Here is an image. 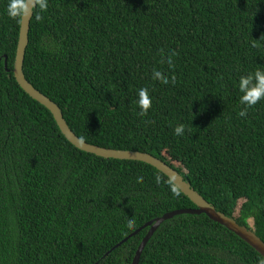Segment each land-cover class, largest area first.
<instances>
[{
    "label": "trees",
    "instance_id": "trees-1",
    "mask_svg": "<svg viewBox=\"0 0 264 264\" xmlns=\"http://www.w3.org/2000/svg\"><path fill=\"white\" fill-rule=\"evenodd\" d=\"M7 3L0 0V264H132L146 223L195 205L152 166L96 157L64 138L14 79L20 21L7 16ZM40 15L30 21L23 74L70 130L91 145L160 159L264 242V101L241 117L237 87L264 68V0H48ZM141 88L152 100L145 115ZM139 264L264 259L205 215L184 214L159 226Z\"/></svg>",
    "mask_w": 264,
    "mask_h": 264
},
{
    "label": "water",
    "instance_id": "water-1",
    "mask_svg": "<svg viewBox=\"0 0 264 264\" xmlns=\"http://www.w3.org/2000/svg\"><path fill=\"white\" fill-rule=\"evenodd\" d=\"M31 19L20 21L18 40L16 44L14 62L12 67V74L14 76V79L18 84V86L23 90V92L50 112L60 133L76 149L104 159L135 161L150 165L153 168H155L157 171L162 173L164 176H166L169 179V181L184 196H186L191 201V203L195 205L194 209L176 210L164 214L163 216L146 223L143 226V228L148 227L149 229L135 252V255L132 260V264H139L140 256L143 252L144 247L146 246L147 242L150 240V238L153 236V234L156 232V230L163 222L172 219L177 215H184V214L205 215L212 222L219 224L229 232L233 233L236 237H238L240 240L245 242L248 246H250L264 259V242L258 236H256V234L252 230H249L245 226L239 225L234 219L217 211L213 205L207 202L199 193H197L190 186L188 182L184 181L183 178L174 169L168 166L165 162L144 152L114 150V149H107V148H102L88 144L83 140L79 139L70 130L57 104L52 102L47 96H45L39 90L34 88L26 80L23 74L24 56H25L26 47L28 45V34H29ZM4 69L6 72L8 71L6 65V58H4ZM141 229H138L137 231L133 232L131 235L123 239L116 246H119L122 243L126 242L130 237L134 236Z\"/></svg>",
    "mask_w": 264,
    "mask_h": 264
},
{
    "label": "clouds",
    "instance_id": "clouds-1",
    "mask_svg": "<svg viewBox=\"0 0 264 264\" xmlns=\"http://www.w3.org/2000/svg\"><path fill=\"white\" fill-rule=\"evenodd\" d=\"M48 9V0H8L7 3V16L10 19L25 21L29 20L35 15L36 20H41L40 13ZM168 63L171 64V57H168ZM152 77L154 80H160L163 83H168V77L159 70H153ZM238 91L241 94L239 102L244 106V110L240 111L239 115L244 117L247 115V109L256 106L261 101H264V68H259L255 72L248 75H243L238 81ZM137 104L140 109V114H147L152 105V100L147 88H141L137 94ZM177 136L184 134L183 125L177 126L175 129ZM142 177H137V180ZM159 182V177H157ZM133 220L128 219V226L133 227Z\"/></svg>",
    "mask_w": 264,
    "mask_h": 264
}]
</instances>
